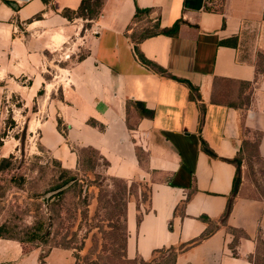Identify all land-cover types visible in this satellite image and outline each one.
Returning a JSON list of instances; mask_svg holds the SVG:
<instances>
[{"label":"crops","instance_id":"1","mask_svg":"<svg viewBox=\"0 0 264 264\" xmlns=\"http://www.w3.org/2000/svg\"><path fill=\"white\" fill-rule=\"evenodd\" d=\"M81 1L0 0V103L6 78H25V107L37 97L44 105L40 146L63 169L76 170L78 151L93 149L109 178L149 181L147 200L126 202L127 260L176 250L173 264H255L264 194L247 191L245 158L239 176L229 160L256 139L264 162V0H103L95 20L63 15ZM137 13L160 29L180 21L176 36L137 45L169 76L139 60ZM40 256L0 238V264Z\"/></svg>","mask_w":264,"mask_h":264},{"label":"rangeland","instance_id":"2","mask_svg":"<svg viewBox=\"0 0 264 264\" xmlns=\"http://www.w3.org/2000/svg\"><path fill=\"white\" fill-rule=\"evenodd\" d=\"M144 18L131 26L132 37L155 31ZM84 50L79 53L82 56ZM49 78L55 76L51 69ZM25 78H6L0 103V236L35 248L40 264H173V251L155 254L150 262L125 257V206L133 197L148 198L149 181L128 183L109 178L105 162L92 149L78 151L79 167L68 171L39 143L37 117L45 115L41 97L29 105ZM43 109L42 114L40 113ZM256 139L245 145L248 192L264 194V162ZM77 181L56 187L69 177ZM154 176L151 177L153 180ZM150 180V179H149ZM141 191V193H140ZM255 264H264V250Z\"/></svg>","mask_w":264,"mask_h":264},{"label":"trees","instance_id":"3","mask_svg":"<svg viewBox=\"0 0 264 264\" xmlns=\"http://www.w3.org/2000/svg\"><path fill=\"white\" fill-rule=\"evenodd\" d=\"M44 2L48 3L49 0H43ZM102 3L103 0H82L81 4L79 6V8L77 10H70V9H66L63 11V15L65 17H67L69 20H72L74 17L76 18H82L83 20H95L96 18H98V16L100 15V11H101V7H102ZM146 18L145 14L143 13H137L134 15V23H136V21L138 20H142ZM133 23V24H134ZM179 25H180V21L176 22L175 24H173L170 28H166V29H160L159 28V23L158 20L154 21V26L151 27L153 29H155V31L153 32H149V34H143L140 33V35L137 38H133V43L135 46V51L137 53V56L139 58V60L141 61V63H143L145 66L151 68L152 70L156 71L157 73L163 75V76H169L167 74V72L161 68L160 66H158L157 64L145 59V57L139 52L138 50V43L143 40L144 38H148L154 35H158V34H162V35H166V36H176L178 34V30H179ZM132 26V25H131ZM131 29V27H130ZM223 44H228V42H222ZM229 43H233L235 45V40H232V42ZM192 88V87H191ZM192 90L194 91V89L192 88ZM257 144H258V140H256L254 146H255V151L257 153ZM246 145V144H245ZM2 146V138L0 136V147ZM93 150V149H92ZM95 151V150H94ZM203 151L208 154L209 156L216 158V154L207 146V144H205L203 142ZM258 156V155H257ZM243 158V153L241 151V153L238 155L237 158L233 159V160H229V162H233L236 164L237 167V175L239 176L240 174V165H241V160ZM106 166V163H105ZM237 176V179H235L234 181V185H233V194H235L237 192V188L240 182L239 177ZM77 179L74 176L69 177L68 179H66L64 182H62L60 185H58L56 187V190H62L64 187L68 186V184L74 183L76 182ZM232 209V200L229 201L223 215L221 218V224H225L227 221V218L231 212ZM210 234V232L205 233L202 238L207 237ZM125 236H126V229H125ZM0 238H2L0 236ZM23 247V246H22ZM35 248H30L28 250L24 249L23 247V251L25 253L34 250ZM174 252V255L176 254V250H171ZM174 258V257H173ZM43 257L40 256V262H42ZM91 264H97L95 262H92Z\"/></svg>","mask_w":264,"mask_h":264}]
</instances>
